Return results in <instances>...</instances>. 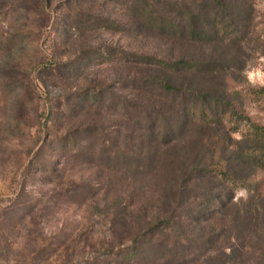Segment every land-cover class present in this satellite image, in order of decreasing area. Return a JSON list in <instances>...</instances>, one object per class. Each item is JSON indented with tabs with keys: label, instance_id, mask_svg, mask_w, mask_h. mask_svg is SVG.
Instances as JSON below:
<instances>
[{
	"label": "rangeland",
	"instance_id": "obj_1",
	"mask_svg": "<svg viewBox=\"0 0 264 264\" xmlns=\"http://www.w3.org/2000/svg\"><path fill=\"white\" fill-rule=\"evenodd\" d=\"M261 87L264 0H0V264H264Z\"/></svg>",
	"mask_w": 264,
	"mask_h": 264
},
{
	"label": "trees",
	"instance_id": "obj_2",
	"mask_svg": "<svg viewBox=\"0 0 264 264\" xmlns=\"http://www.w3.org/2000/svg\"><path fill=\"white\" fill-rule=\"evenodd\" d=\"M258 88V87H257ZM259 94H261V98H264V92H262V90H264V87H261V89H259ZM255 93L258 94V90L255 89ZM244 123L246 124V126L248 127L249 131L252 134L258 135L263 141H264V123H256L253 122L249 117L244 119Z\"/></svg>",
	"mask_w": 264,
	"mask_h": 264
}]
</instances>
